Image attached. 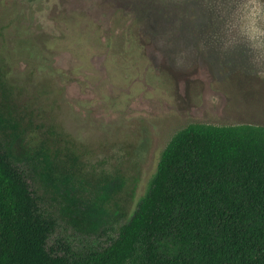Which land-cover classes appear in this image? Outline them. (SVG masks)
<instances>
[{"label": "rangeland", "instance_id": "rangeland-1", "mask_svg": "<svg viewBox=\"0 0 264 264\" xmlns=\"http://www.w3.org/2000/svg\"><path fill=\"white\" fill-rule=\"evenodd\" d=\"M1 101L38 138L42 122L63 134L83 198L116 180L85 219L30 179L56 220L50 250L105 247L180 129L264 126V0H0Z\"/></svg>", "mask_w": 264, "mask_h": 264}, {"label": "trees", "instance_id": "trees-1", "mask_svg": "<svg viewBox=\"0 0 264 264\" xmlns=\"http://www.w3.org/2000/svg\"><path fill=\"white\" fill-rule=\"evenodd\" d=\"M45 127L38 138L0 102V264H264V126L183 127L117 236L64 254L47 246L56 220L30 179L62 189L85 219L106 213L117 182L107 176L83 198L77 158L63 153L62 133Z\"/></svg>", "mask_w": 264, "mask_h": 264}]
</instances>
